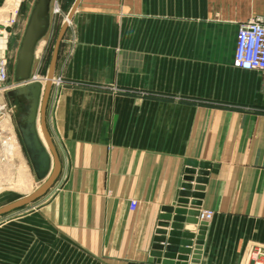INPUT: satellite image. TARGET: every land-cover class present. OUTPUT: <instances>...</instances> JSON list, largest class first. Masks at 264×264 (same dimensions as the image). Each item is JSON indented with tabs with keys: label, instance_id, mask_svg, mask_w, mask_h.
<instances>
[{
	"label": "crops",
	"instance_id": "obj_1",
	"mask_svg": "<svg viewBox=\"0 0 264 264\" xmlns=\"http://www.w3.org/2000/svg\"><path fill=\"white\" fill-rule=\"evenodd\" d=\"M34 3L21 0L24 28ZM254 18L264 22V0L80 1L59 47L44 117L61 188L22 216L19 264H44L42 224L85 249L87 262L161 264L151 257L154 239L160 230L168 239L174 214L161 229L162 210L173 207L186 178H197L187 174L188 163L211 168L185 210L211 218L183 223L195 237L206 224L198 254L194 239L185 264H264V72L233 66L238 27ZM63 23L50 20L35 49L31 81L42 87ZM209 66L215 71L207 81ZM57 81L101 90L58 91ZM128 87L139 96H121ZM147 93L154 96H141ZM37 128L51 156L39 118Z\"/></svg>",
	"mask_w": 264,
	"mask_h": 264
},
{
	"label": "water",
	"instance_id": "obj_2",
	"mask_svg": "<svg viewBox=\"0 0 264 264\" xmlns=\"http://www.w3.org/2000/svg\"><path fill=\"white\" fill-rule=\"evenodd\" d=\"M80 1L81 0L74 1L57 34L44 87L38 82L31 81V72L36 46L47 34L50 27V9L52 0H35L33 5L16 58L14 81L16 82L17 87L12 91L11 95L18 104H25L24 113L17 119L16 127L34 175L38 181L47 180L44 186L35 193L1 207L0 217L20 210L37 201L51 189L58 177L59 160L51 139L46 131L44 117L46 104L54 79L59 47ZM38 118L43 141L45 142L51 156H49L39 137L37 128ZM52 161L53 168H51ZM187 165L188 167L193 168L188 169L187 174L190 176L197 175V178L195 181H193L191 177L186 178L185 183L181 186L182 191L179 194V198L176 200L173 207H165L162 210L163 215L160 217L158 225L161 229L167 228V222L171 219V215L174 214L172 218L173 224L171 225L172 231L169 233L168 239L166 240V233L163 230L158 231L157 237L154 239L155 245L153 246L154 251L152 252L151 257L155 259L159 258L161 264H176V259L177 262H181L179 264H185L188 260L187 256H189L191 252L188 248L192 247V241L195 239L193 255H197L203 240L206 226L204 222H200L196 237L192 234V229L183 231V223L189 225L198 224L199 213L195 210L188 212L185 209L189 205L188 198L191 197V191H203L201 185H205L206 177L209 175L206 170H210L211 167L207 164L196 163H188ZM196 168H199V171H194ZM192 182H195L194 187L190 184ZM194 196L195 195H193V197ZM174 207L176 208L174 209ZM185 216H187L188 219H185ZM164 244H166L165 247L163 246ZM150 260L153 261V259ZM194 262L195 261H192L191 264H194Z\"/></svg>",
	"mask_w": 264,
	"mask_h": 264
},
{
	"label": "rangeland",
	"instance_id": "obj_3",
	"mask_svg": "<svg viewBox=\"0 0 264 264\" xmlns=\"http://www.w3.org/2000/svg\"><path fill=\"white\" fill-rule=\"evenodd\" d=\"M74 1L75 0H52L50 9L51 20L53 21L56 18L60 24L63 20L65 21ZM15 2L16 0H6L5 7H3L4 9H0V33H3L8 40L6 49L8 81L3 86L4 88L2 87L3 89L0 90V208L35 193L44 186L47 180L38 181L36 179L16 127V121L24 113V108L17 104L11 93L17 87V84L14 81V71L20 43L25 31L24 25L26 22L25 20L27 19V10L25 7L26 4H21V0L18 7H16ZM48 33L49 32H47L39 43L45 40ZM56 37L57 35L54 36L49 48L50 56L47 66L50 64L52 49ZM126 47L131 48L132 42L126 43ZM130 60H132V58ZM206 61L209 65H212L213 59L212 62H210L211 60L209 58H207ZM193 68V64L190 62L188 69L193 72ZM207 68H209L206 69V77L208 81V79L212 77L215 69H213V66ZM47 70L48 69H44L42 73V81H45ZM174 71H176V69H174ZM56 84L58 91L63 90L67 86L70 88L83 87L101 90L100 87L92 86L87 83V85H85L84 83L78 82L59 81L58 83L57 81ZM121 96L137 97L139 96V93L132 87H128L124 89V93ZM141 96L148 97L154 95L147 93L142 94ZM170 96L176 97L177 95ZM60 188L61 187H56L54 183L51 189L37 201L20 210L0 217V264H6L8 258L9 261L14 259L13 261H15V264L21 262V236L17 233L20 232L18 227H21L22 216L32 209L38 210L43 208L55 193L54 191L56 189L58 191ZM8 225L10 227L14 225L16 228L10 229V232L7 233L6 227ZM53 230H55L54 227H45L42 224L40 237L44 235L46 249L41 262L44 264H93L91 261L87 262L89 256L85 249L80 248V246L71 245L70 243L72 241L70 237L65 234L53 233ZM60 241L62 242L61 245L57 246L56 243L59 245ZM6 242L13 243V251L11 247L6 245ZM7 254L9 256H7Z\"/></svg>",
	"mask_w": 264,
	"mask_h": 264
},
{
	"label": "built area",
	"instance_id": "obj_4",
	"mask_svg": "<svg viewBox=\"0 0 264 264\" xmlns=\"http://www.w3.org/2000/svg\"><path fill=\"white\" fill-rule=\"evenodd\" d=\"M0 39L6 40L5 45L0 47L1 90L8 81L6 63L8 40L3 33H0ZM233 66L243 71L256 73L264 72V22L260 18H254L239 25L236 35ZM130 209L131 211L136 209V202L132 201L130 203ZM199 217L202 220H209L211 218V214H202Z\"/></svg>",
	"mask_w": 264,
	"mask_h": 264
},
{
	"label": "bare ground",
	"instance_id": "obj_5",
	"mask_svg": "<svg viewBox=\"0 0 264 264\" xmlns=\"http://www.w3.org/2000/svg\"><path fill=\"white\" fill-rule=\"evenodd\" d=\"M55 10H56V8H55ZM57 11V10H56ZM6 43V40H2V39H0V46L2 47V45L4 46V44Z\"/></svg>",
	"mask_w": 264,
	"mask_h": 264
},
{
	"label": "flooded vegetation",
	"instance_id": "obj_6",
	"mask_svg": "<svg viewBox=\"0 0 264 264\" xmlns=\"http://www.w3.org/2000/svg\"><path fill=\"white\" fill-rule=\"evenodd\" d=\"M18 104V103H17ZM19 106H23V108L25 107V104H18Z\"/></svg>",
	"mask_w": 264,
	"mask_h": 264
}]
</instances>
